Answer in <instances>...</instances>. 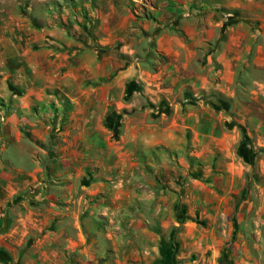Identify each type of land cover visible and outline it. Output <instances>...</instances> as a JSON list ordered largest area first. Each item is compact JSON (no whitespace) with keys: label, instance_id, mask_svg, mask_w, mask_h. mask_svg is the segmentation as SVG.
Here are the masks:
<instances>
[{"label":"rangeland","instance_id":"obj_1","mask_svg":"<svg viewBox=\"0 0 264 264\" xmlns=\"http://www.w3.org/2000/svg\"><path fill=\"white\" fill-rule=\"evenodd\" d=\"M170 160L233 221L217 264H264V0H0V264H122L116 167Z\"/></svg>","mask_w":264,"mask_h":264},{"label":"crops","instance_id":"obj_2","mask_svg":"<svg viewBox=\"0 0 264 264\" xmlns=\"http://www.w3.org/2000/svg\"><path fill=\"white\" fill-rule=\"evenodd\" d=\"M85 137L81 136L84 139L80 141L88 142ZM179 161L182 165L181 158ZM165 162L170 168V181L162 180V165L155 164V170L150 173L152 191L149 194L139 193L138 173L128 170L126 165H117L116 168L121 170L118 178L125 177L117 188L120 200L116 201V210L112 212L113 217L109 216V221L115 222L117 226L101 228L102 235L111 238L117 250L124 248L123 253L127 255L122 264L128 261L132 264H166L161 256L160 245L167 236L173 242L174 264H217L225 241L228 242L235 233L230 226L233 221L218 205L214 206L216 212L211 211L205 217L197 213L193 217L187 196L188 192L193 193L195 198L198 197L196 205L204 207L207 203L201 199L200 192L218 191L214 180L211 184L196 178L186 182L187 169L177 167L171 160ZM179 178L184 181L180 182ZM110 229L118 230L120 238L117 234H108ZM209 251L211 254L207 257Z\"/></svg>","mask_w":264,"mask_h":264},{"label":"trees","instance_id":"obj_3","mask_svg":"<svg viewBox=\"0 0 264 264\" xmlns=\"http://www.w3.org/2000/svg\"><path fill=\"white\" fill-rule=\"evenodd\" d=\"M114 115L113 113H109L108 114V118H107V126L109 128H111V124H112V120L114 119ZM109 119V120H108ZM243 157L251 164H253V161L252 159H247V155L244 153V151H241L240 152ZM171 249L169 248V246L165 245L161 248V256L163 257V260L166 264H174V261H173V257H172V251H170ZM226 257L224 256L223 260L221 261V264H228L226 263Z\"/></svg>","mask_w":264,"mask_h":264}]
</instances>
